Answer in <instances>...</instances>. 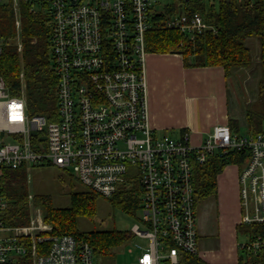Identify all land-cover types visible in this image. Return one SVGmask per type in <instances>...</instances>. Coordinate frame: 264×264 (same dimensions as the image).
<instances>
[{"label": "built area", "instance_id": "built-area-1", "mask_svg": "<svg viewBox=\"0 0 264 264\" xmlns=\"http://www.w3.org/2000/svg\"><path fill=\"white\" fill-rule=\"evenodd\" d=\"M8 1L15 9L28 3L29 9L45 10L59 81L57 117L48 119L30 115L25 98L11 94L0 75V167L55 165L110 198L122 183L140 182V223L130 230L128 249L135 264H188L189 256L199 257L194 170L214 156L234 150L243 155L242 162L230 163L239 169L241 223H264V132L217 125L196 145L189 131L175 137L150 124L144 75L149 32L194 36L212 27L203 13L188 12L189 0L0 3ZM6 208L0 193V264L27 254L32 264H95L88 241L47 233L52 227L42 222L38 207L26 225L5 224ZM241 244L262 249L264 233Z\"/></svg>", "mask_w": 264, "mask_h": 264}, {"label": "trees", "instance_id": "trees-1", "mask_svg": "<svg viewBox=\"0 0 264 264\" xmlns=\"http://www.w3.org/2000/svg\"><path fill=\"white\" fill-rule=\"evenodd\" d=\"M188 12L199 11L212 26L194 36L173 29H156L148 34V49L155 52H177L186 65H220L227 77L237 69L251 66L252 57L246 40L257 37L260 42L259 59L262 76L258 84L256 108H247L245 124L248 132H264V0H189ZM20 9L8 2L0 3V75L13 95L22 96L30 115L43 114L48 119L57 117L58 74L51 50L52 27L44 9H29L21 3ZM17 20L20 22L17 24ZM240 119L231 117L229 127L238 131ZM237 151L214 156L195 167L197 203L217 195L218 175L230 163L242 162ZM0 193L7 201L2 221L9 225L30 222L33 206H41L44 221L52 227L49 234H70L86 240L95 254L107 255L112 249L132 238L130 231L78 229V217L94 218L97 213L98 192L90 188L72 191L71 203L57 207L47 195L30 199L27 188V168L0 167ZM111 202L134 213L139 209L137 192L118 190ZM245 239L264 233V223H240L238 231ZM236 264H264V248L249 251L242 244ZM198 256H189L188 264H200ZM13 264H32L31 254L19 256Z\"/></svg>", "mask_w": 264, "mask_h": 264}, {"label": "crops", "instance_id": "crops-1", "mask_svg": "<svg viewBox=\"0 0 264 264\" xmlns=\"http://www.w3.org/2000/svg\"><path fill=\"white\" fill-rule=\"evenodd\" d=\"M144 75L150 124L158 132L168 131L180 137L184 131H189L190 143L197 145L215 126L229 125L230 118L235 117L229 77L220 65H186L180 53L150 51ZM220 176L221 173L217 179V197L223 210L216 220L215 230L217 243L225 244L226 251L220 254L205 251L207 241L214 238L210 236V227L197 217L198 255L207 264H236L238 225L242 219L239 175L224 181H220Z\"/></svg>", "mask_w": 264, "mask_h": 264}, {"label": "rangeland", "instance_id": "rangeland-1", "mask_svg": "<svg viewBox=\"0 0 264 264\" xmlns=\"http://www.w3.org/2000/svg\"><path fill=\"white\" fill-rule=\"evenodd\" d=\"M249 45L252 64L246 68L235 70L229 77V89L231 106L234 108L235 117L240 119L238 131L247 133L248 128L245 124V115L247 108H256L258 101V84L262 76V67L260 64V42L257 37L246 40ZM238 115V116H237ZM264 126V125H263ZM238 167L234 164L227 165L221 172L220 181L237 174ZM72 170H65L51 164L34 165L27 169V188L30 198L34 199L36 195H47L51 198L53 205L57 207H67L71 203L70 195L72 191L84 190L87 188ZM140 182L122 183L121 189H129L137 192L140 189ZM97 203V213L90 219L84 216L78 217V229L82 231L93 230H121L130 231L136 223H140L141 210L129 213L121 207L114 205L110 197L100 195ZM35 211V206H33ZM42 211V207L36 206ZM222 205L217 195L200 199L197 205L198 218L204 221L210 227L212 240H208L205 251L214 250L216 253L226 251V245L221 246L216 241V230L218 216L222 213ZM37 211V209H36ZM43 218V214H42ZM41 218V219H42ZM43 223H46L42 219ZM48 224V223H47ZM49 225V224H48ZM214 226V227H212ZM139 242V238L133 239ZM237 256L241 254L240 244L245 241V237L239 230L237 233ZM129 241L124 245L115 247L107 255L95 254V264H135V254L129 252Z\"/></svg>", "mask_w": 264, "mask_h": 264}, {"label": "bare ground", "instance_id": "bare-ground-1", "mask_svg": "<svg viewBox=\"0 0 264 264\" xmlns=\"http://www.w3.org/2000/svg\"><path fill=\"white\" fill-rule=\"evenodd\" d=\"M198 204V203H197Z\"/></svg>", "mask_w": 264, "mask_h": 264}]
</instances>
